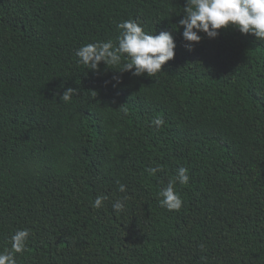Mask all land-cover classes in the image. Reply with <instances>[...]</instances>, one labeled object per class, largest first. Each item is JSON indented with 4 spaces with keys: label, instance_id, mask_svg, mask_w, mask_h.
I'll list each match as a JSON object with an SVG mask.
<instances>
[{
    "label": "trees",
    "instance_id": "1",
    "mask_svg": "<svg viewBox=\"0 0 264 264\" xmlns=\"http://www.w3.org/2000/svg\"><path fill=\"white\" fill-rule=\"evenodd\" d=\"M185 4L0 0V252L27 229L16 264H264V41L229 26L189 50ZM128 19L174 36L163 72L78 63ZM180 167L169 211L159 192Z\"/></svg>",
    "mask_w": 264,
    "mask_h": 264
},
{
    "label": "clouds",
    "instance_id": "2",
    "mask_svg": "<svg viewBox=\"0 0 264 264\" xmlns=\"http://www.w3.org/2000/svg\"><path fill=\"white\" fill-rule=\"evenodd\" d=\"M183 13V18L178 23L183 26V37L189 50H192L194 43L202 40L200 33L213 39L219 36L220 29L229 26L235 27L242 34H253L257 39L264 41V0H186ZM117 27L121 31L115 45L111 40L82 45L74 53L78 63L99 72L102 61L108 67L116 69L113 66L121 65L122 58L127 56L129 60L123 62L120 72L131 71L137 76L146 73L153 77L163 72V65L175 57L176 42L170 31L149 33L136 19L122 21ZM113 79L119 83L118 76ZM73 93L74 88L66 89L60 97L61 101L70 102ZM152 123L156 128H161L164 120L157 117ZM147 171L150 175H155L158 171H163V168L157 165ZM187 172L185 167H180L175 180H169L167 186L160 190L162 207L169 211L181 209L183 200L175 185L177 182L181 185L189 182ZM126 190V185H119V191ZM106 199V196H98L92 206L99 209ZM127 199L125 196L112 205L117 214L124 211ZM28 236L27 229L17 230L11 237V250L0 252V264H16L14 254L25 250Z\"/></svg>",
    "mask_w": 264,
    "mask_h": 264
}]
</instances>
